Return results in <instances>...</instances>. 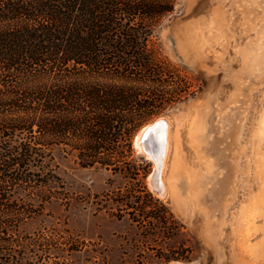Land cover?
<instances>
[{"label": "rangeland", "instance_id": "374dc122", "mask_svg": "<svg viewBox=\"0 0 264 264\" xmlns=\"http://www.w3.org/2000/svg\"><path fill=\"white\" fill-rule=\"evenodd\" d=\"M173 2L152 44L183 68L191 93L143 124L162 117L168 126V138L159 142L156 127L147 139L152 157L133 144L143 125L132 137L134 156L148 165L143 181L171 224L141 226L98 207L95 195L127 179L54 146L71 198L45 202L15 231L58 238L49 264H264V0Z\"/></svg>", "mask_w": 264, "mask_h": 264}, {"label": "trees", "instance_id": "16d2710c", "mask_svg": "<svg viewBox=\"0 0 264 264\" xmlns=\"http://www.w3.org/2000/svg\"><path fill=\"white\" fill-rule=\"evenodd\" d=\"M173 10V0H0V264H49L62 244L44 231L15 232L45 202L71 198L54 146L127 179L95 195L98 207L141 226L171 224L143 181L148 165L132 137L191 93L183 68L152 44Z\"/></svg>", "mask_w": 264, "mask_h": 264}, {"label": "bare ground", "instance_id": "6f19581e", "mask_svg": "<svg viewBox=\"0 0 264 264\" xmlns=\"http://www.w3.org/2000/svg\"><path fill=\"white\" fill-rule=\"evenodd\" d=\"M164 118L162 117H159L157 119H155L153 122L151 123H147L146 125H143L140 130H138L134 140H133V144L135 146V148L139 151H143L144 153H146L147 156H150L152 157V154L151 152L149 151V149L141 142L142 138H144L145 134H146V131L148 128H156L158 127L159 129H161V133L158 131L159 135H157L158 137V141L161 142V138H164L167 137V133H168V126L167 124L164 123ZM152 134V133H151ZM170 137V136H169ZM168 138V137H167ZM168 141V139H167ZM162 144V143H160ZM163 147V146H162ZM166 149H167V146H166ZM159 151V150H158ZM166 153V152H165ZM165 163V162H164ZM163 171V170H162ZM155 176V175H154ZM163 177V176H162ZM161 178V177H160ZM158 178V179H160ZM156 179V180H158ZM149 181V180H148ZM162 181V180H161ZM164 181V180H163ZM162 181V182H163ZM154 182V181H153ZM151 183V182H150ZM165 183V182H164ZM163 186V184H162ZM165 186V185H164ZM165 188V187H164ZM164 190V189H163ZM165 191V190H164ZM161 192V191H159ZM159 194V193H158ZM163 194V193H162Z\"/></svg>", "mask_w": 264, "mask_h": 264}, {"label": "water", "instance_id": "95a60500", "mask_svg": "<svg viewBox=\"0 0 264 264\" xmlns=\"http://www.w3.org/2000/svg\"><path fill=\"white\" fill-rule=\"evenodd\" d=\"M154 129V128H153ZM152 128H148L147 131H146V134L144 136V138H142L141 142L146 146V143H147V139L149 138V136L151 135V132L153 131ZM137 134V133H136ZM135 134V136H136Z\"/></svg>", "mask_w": 264, "mask_h": 264}]
</instances>
